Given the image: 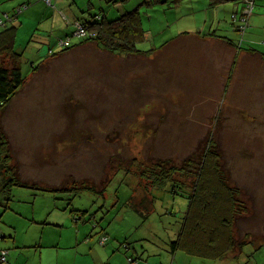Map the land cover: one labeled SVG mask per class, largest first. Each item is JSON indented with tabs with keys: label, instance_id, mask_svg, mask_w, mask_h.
<instances>
[{
	"label": "rangeland",
	"instance_id": "rangeland-1",
	"mask_svg": "<svg viewBox=\"0 0 264 264\" xmlns=\"http://www.w3.org/2000/svg\"><path fill=\"white\" fill-rule=\"evenodd\" d=\"M1 1L0 17L12 15L16 0ZM146 1L120 0L115 6L94 0L93 7L75 10L89 19L103 9L114 19L138 8L146 31L138 47L157 50L151 59L113 55L91 43L51 56L46 44L59 53L64 49L58 41L66 35L43 31L36 18L16 23L15 49L23 52L27 79L9 105L0 106L9 164L17 172L13 179L0 166V227L15 228L29 241L43 231L68 243L78 229L98 244L103 235L119 243L128 237L133 247L139 246L137 237L151 233L169 241L183 227L190 195L173 193L163 170L183 168L188 157L215 144L224 177L246 210L234 225L239 240L248 241L244 233L264 238V61L223 41L209 49L193 41L168 44L194 28L264 54V0L256 1L248 22H242L243 5L235 1L212 7L209 0H188L178 8L171 0ZM20 29L31 34L19 35ZM194 169L176 171L171 179L193 187ZM42 219L52 225H37ZM250 249L264 252L253 243ZM229 259L241 261L238 255Z\"/></svg>",
	"mask_w": 264,
	"mask_h": 264
},
{
	"label": "trees",
	"instance_id": "trees-1",
	"mask_svg": "<svg viewBox=\"0 0 264 264\" xmlns=\"http://www.w3.org/2000/svg\"><path fill=\"white\" fill-rule=\"evenodd\" d=\"M117 1L118 0H111L110 2L116 3ZM167 1L168 0H147L146 3H165ZM187 1L188 0H171V2L177 4L176 8ZM230 1L241 3L243 5V10L246 8L247 3L245 0H209L210 6L212 7ZM89 11H91V9ZM8 15L11 21L0 27L3 29L0 33V40L3 43V48L1 50L3 58L0 61V106L2 109L9 105L14 96L23 88L27 79L21 69L22 55L15 49L17 27L14 25L12 26V24L17 21V15L16 13ZM90 16L91 18L89 19L83 16L76 20L75 25L81 26L86 31L85 36L77 37L79 38V42L75 44L72 43L71 39L75 37L73 34L76 29L71 30L73 33L70 32V35H67L63 39H59V41H61L70 38V47L63 48L64 50L59 53H54L53 49L49 48V54L52 51L53 56L59 55L74 47L91 43L117 56L146 57L151 59L156 55L157 50L155 49L142 51L138 47L141 42L146 41V31L143 27L142 14L138 8L127 11L114 19H109L103 9L100 13L96 15L90 14ZM10 62L13 63L12 67L9 65ZM41 64L42 62L40 65L34 67V71L38 70ZM6 136L0 124V166L5 169L6 172H9V174L11 173L13 179H16L17 172L15 168L11 167L9 164L12 157L9 154V142ZM213 143L214 142H212V144ZM213 147L214 148L210 146L207 148L202 147L203 149L201 148V150H199L200 155L194 156V158L191 156L192 159L188 157L183 168L171 165L170 170L172 172L163 170L164 177H166L165 181L169 180L171 182L173 193L182 192L190 195L189 206L183 221V229L178 239L171 243L172 246H177L186 252H230L239 247L238 240L233 237V230L237 215H240L241 212H246V210H244V204L239 199L240 192L238 189L231 186L229 179L224 177L225 171L222 165L223 161H221L222 154H220L215 144H213ZM167 165H169L168 162ZM162 166H164V163H162L161 167ZM187 168L189 170L197 168L194 169V172L190 173L195 178V180H193V187L178 183L177 179H171L173 173L176 171L186 172ZM198 233L208 235L210 244L207 243L201 248L197 247L195 245L197 236L201 237ZM2 235L3 234L0 233V240ZM110 239L111 238L107 237V235H103L99 242L105 246ZM221 239L229 242V245L224 249H221L219 246ZM215 243L218 245H215ZM122 249L127 255L128 264H138V257L131 254L132 251L135 250L130 243L124 242ZM2 251L6 250L0 251V261L3 263L4 261L1 259Z\"/></svg>",
	"mask_w": 264,
	"mask_h": 264
},
{
	"label": "crops",
	"instance_id": "crops-1",
	"mask_svg": "<svg viewBox=\"0 0 264 264\" xmlns=\"http://www.w3.org/2000/svg\"><path fill=\"white\" fill-rule=\"evenodd\" d=\"M83 1H86L85 6H81ZM92 1L94 0H52L53 7L49 6V8L46 9L41 0H16L14 3L15 5L10 10L17 15V21H15L12 26H16V23L23 26L25 23H31V21L36 18L37 21L34 22L39 24V27L42 26V28H45L43 31L53 32L60 30V32L67 36V32L75 30L76 20L79 18L75 7L77 9L81 8L82 10L86 8L87 4V6L91 8L93 7ZM119 2L120 0L115 3V6ZM0 3H2L1 0ZM22 3H27V6L21 13H18V9L23 8ZM184 4L187 5L188 2H184ZM34 5H36L35 8H33ZM188 11L189 10L186 9L183 13H187ZM63 13L68 18L62 15ZM18 20L23 21L19 22ZM16 27L18 31V26ZM2 31L3 29L1 28L0 33ZM21 31L26 32V36L31 34L30 31L26 29H20L19 35ZM34 38L33 36V39L30 41L31 43L34 41ZM42 40L46 41L45 38L39 41ZM17 41L18 39L16 37V43ZM176 41L187 43L193 41L200 49H202V47L209 49L208 46L211 47L216 41H223L233 48L240 49L242 53L247 52V54L259 55L258 57L264 61L263 53L254 49H243L235 44L233 40L217 35L215 31H210L208 35H205L204 32L199 34V32L195 31L193 28L191 31L179 32L168 44ZM46 45H48V48L52 47L51 43ZM2 46L3 43L0 40V50H2ZM16 50L23 58V52L17 48ZM166 58L167 57H165V59ZM186 213L187 210L184 213V217ZM36 224L42 226V228L43 226L52 225L51 219H42V221H36ZM131 228L133 229V227ZM182 229L183 227L178 230L176 235L170 236L169 241L167 239L163 241L160 237L153 235V233H151L150 236L141 235L137 237L139 246L136 244V246L133 247L135 251H132L131 254L138 257V264H243L244 262L248 264H264V252H252L250 249L253 243L256 250L261 251L264 248V238L254 240L251 238V235L244 233L243 235L248 241L239 240L241 231L233 230V237L239 242V247L235 248L234 252H186L171 244L178 239ZM154 231L157 232V229L154 228ZM127 232L128 231L120 233V236L123 234L125 235ZM0 233L3 234L0 240V251H9L7 261L3 263L0 261V264H128L127 255L122 249V243H129L128 240L130 239H128V237H126L123 242L120 240L121 243L117 241L113 242L114 240L112 241V238L103 246L100 242L98 244L96 241H91L90 234L80 229H78V232L68 243L63 242V236L49 238V236H45L43 231L33 234L31 241H29V237L25 239L23 237L20 238L15 228L11 229L1 226ZM198 234H200L201 237L197 236L195 242L197 247L201 248L207 243L210 244L208 235ZM161 240L162 243H160ZM143 241L146 242L144 245ZM154 242H158V245ZM247 242H250L249 247H246L248 244ZM130 244H132V242ZM215 245L218 244L215 243ZM228 245L229 242H227V240L223 241L221 239L219 244L221 249L226 248ZM61 249H66L67 251L61 252ZM45 250L49 252H45ZM235 255L240 256L241 261L238 262L229 259L235 257Z\"/></svg>",
	"mask_w": 264,
	"mask_h": 264
},
{
	"label": "built area",
	"instance_id": "built-area-1",
	"mask_svg": "<svg viewBox=\"0 0 264 264\" xmlns=\"http://www.w3.org/2000/svg\"><path fill=\"white\" fill-rule=\"evenodd\" d=\"M47 3L50 6H53L52 0H46ZM247 5L246 8L243 10V16L241 18L242 22H248L249 17H250V13H252L254 6H255V1L256 0H245ZM27 6V3L23 6V8H19L18 9V13H21L23 11V9H25ZM234 19H237V14L234 15ZM11 21V18L8 14H5L4 16H2L0 18V27L4 26L6 23H9ZM75 32L73 34V36L75 37H83L86 35V31L81 27V26H75ZM71 45V40L70 38H68L67 40H61L59 41V46H61L62 48H69ZM50 54H53V52L51 51ZM9 251H2L1 253V259L2 261H6L7 255ZM131 260V259H130ZM132 261V260H131Z\"/></svg>",
	"mask_w": 264,
	"mask_h": 264
},
{
	"label": "bare ground",
	"instance_id": "bare-ground-1",
	"mask_svg": "<svg viewBox=\"0 0 264 264\" xmlns=\"http://www.w3.org/2000/svg\"><path fill=\"white\" fill-rule=\"evenodd\" d=\"M261 97H262V96H261ZM262 98H263V97H262ZM259 99H260V98H259ZM261 100H263V99H261ZM261 100H260V101H261ZM254 105H255V104H254ZM260 109H261V108H260ZM76 137H77V136H76ZM253 138H254V137H253ZM79 140H80V139H79ZM98 140H99V139H98ZM80 141H81V140H80ZM86 141H87V140H86ZM86 141H85V142H86ZM78 142H79V141H78ZM100 142H101V141H100ZM82 143H83V141H82ZM101 143H102V142H101ZM81 146H83V145H81ZM201 146H202V145H201ZM207 147H208V146H206V148H207ZM203 148H205V146H203ZM203 148H202V149H203ZM76 152H77V151H76ZM196 152H197V151H196ZM202 152H203V151H202ZM193 153H195V152H193ZM197 154H198V153H197ZM217 154H218V153H217ZM73 155H74V154H73ZM199 155H200V154H199ZM196 156H197V155H196ZM80 157H81V156H80ZM190 157H191V156H190ZM77 158H79V156H77ZM196 158H197V157H196ZM219 158H220V157H219ZM189 159H190V158H189ZM191 159H192V157H191ZM219 160H220V159H219ZM224 162H225V161H224ZM222 164H223V163H222ZM248 197H249V196H248ZM250 197H251V196H250ZM251 199H252V198H251Z\"/></svg>",
	"mask_w": 264,
	"mask_h": 264
}]
</instances>
